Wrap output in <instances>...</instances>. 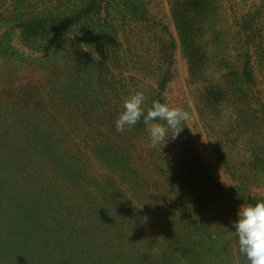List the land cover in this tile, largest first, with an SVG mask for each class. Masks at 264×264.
Wrapping results in <instances>:
<instances>
[{"label": "trees", "instance_id": "1", "mask_svg": "<svg viewBox=\"0 0 264 264\" xmlns=\"http://www.w3.org/2000/svg\"><path fill=\"white\" fill-rule=\"evenodd\" d=\"M20 1L10 14L26 9L21 23L0 17V56L19 53L18 28L41 74L17 94L0 91V111L1 93L9 96L0 115V264H197L225 253L226 220L238 212L217 199L222 188L182 143L185 125L156 148L142 120L115 128L135 93L145 95V114L165 103L178 47L165 37V0ZM165 2L231 190L243 205L260 202L251 188L264 184V0ZM158 25L155 43L132 44ZM88 152L106 170L101 180L78 161Z\"/></svg>", "mask_w": 264, "mask_h": 264}, {"label": "rangeland", "instance_id": "2", "mask_svg": "<svg viewBox=\"0 0 264 264\" xmlns=\"http://www.w3.org/2000/svg\"><path fill=\"white\" fill-rule=\"evenodd\" d=\"M166 1V0H165ZM165 1L155 0L153 3L154 5H158L162 9V16L164 18L162 19V22L168 26V29L170 33L172 34H166V39L174 37L177 41V49L175 52V77L173 81H171L166 88V91L164 92V98L165 103H167L170 107L174 108H180L184 111H187L190 114V119L184 123L185 125V131L184 134L181 137V141L183 144H188L189 142L192 144V148L195 151V154L197 156V159L202 167V169L212 178L214 179L218 185L222 188V195H220L217 199L222 200L223 202L228 205V210L231 211L232 209L236 210L238 212L239 208L243 206V204L240 202L239 198L236 196V194L231 190V186L233 185L232 178L228 176L223 168L221 167L220 163L218 162V158L215 152V144L216 140L215 137L210 133V131L204 126V123L202 122L198 109H197V100L196 96L198 93V86H192L189 83V71H188V65L186 60L183 57L180 44L178 43L177 33L176 30L170 20L169 17V6ZM18 4H23L22 1L19 2V0H0V17L2 16L4 18L5 14L11 15V18L14 21L13 25H16L17 23H21L26 16L27 10L24 8H21L19 15L10 14L13 11V7L17 6L19 8ZM17 12V11H16ZM14 15V16H13ZM1 21V19H0ZM5 22H1L0 25H4ZM20 27H23L20 25ZM3 27L0 26V29ZM16 30V31H15ZM11 36V50H17L19 53H16L14 56H8L9 54H5L4 56H0V91L6 90L9 92V94H12L11 90H14L17 94V90L15 87H22V85L32 80H37L39 78V71L41 74V67L37 64L30 63L31 60H29L30 56L33 57V54L28 51L26 48H24L22 44V38H21V32L20 29H15ZM144 36H138L134 41H132V44L135 46L146 45L150 42H152L154 39L153 35L157 34V36L162 35L161 28L158 25L154 31L152 32H145ZM172 36V37H171ZM154 42V41H153ZM131 41H128L125 43V46H129ZM155 43V42H154ZM35 55V54H34ZM21 56H24V60H22V63H20ZM26 60V61H25ZM53 71L50 70L51 74L61 73L64 74L63 77L66 76V69L63 67H60L59 70H56V68L53 65H48ZM59 71V72H58ZM45 72H49L48 69H46ZM259 80L261 81L263 85L264 90V76H259ZM62 83V82H61ZM69 83V82H67ZM147 86L149 89L154 88L155 86V80L153 78H150L146 80ZM2 99H1V111L0 115L5 114L3 112L5 101H7V98L9 96L3 95L1 93ZM24 97V96H20ZM5 100V101H4ZM13 100L10 97V101ZM3 108V110H2ZM183 129V130H184ZM188 141V142H186ZM173 140H169L168 143H166L165 146H168L170 143H172ZM93 151V148H92ZM92 156L91 152H88L87 155L81 156L78 161L81 163L82 168H86L93 173L101 174L99 180H101L102 175L106 171L105 168L99 164L96 161V158L94 156V160L90 157ZM76 161V162H78ZM85 187L87 190L91 191L94 186L93 184H85ZM251 193L253 196H257L260 199V202L264 199V184L263 182L260 183L259 186H253L251 188ZM94 197L96 199H99V194L96 191H93V193L90 195V197ZM78 200L84 204L85 199L83 196L79 197ZM216 206L209 207L208 212L214 213L216 211ZM237 219L229 217L228 220H226L227 227L224 229V232L227 231L226 238L223 243L228 244L226 247L225 253L221 254L220 256L214 255L210 256L212 254H206L203 256L202 259H198L197 264H217V259L220 257V261L227 262L226 264H248L246 257L242 255L239 251V245H238V238L236 234L233 232L235 231L233 227V221ZM229 235V237L227 236ZM125 247H129L127 243H125ZM128 253V252H127Z\"/></svg>", "mask_w": 264, "mask_h": 264}, {"label": "clouds", "instance_id": "3", "mask_svg": "<svg viewBox=\"0 0 264 264\" xmlns=\"http://www.w3.org/2000/svg\"><path fill=\"white\" fill-rule=\"evenodd\" d=\"M144 102L143 92H137L123 102V111L115 121L116 131L124 132L142 120L152 148L177 139L190 114L160 101H153L145 114ZM237 215L233 232L238 238L240 253L248 264H264V201L241 206Z\"/></svg>", "mask_w": 264, "mask_h": 264}]
</instances>
